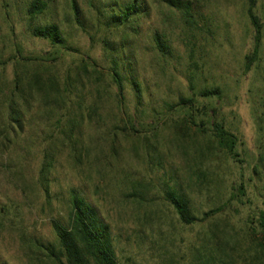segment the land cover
<instances>
[{
  "label": "rangeland",
  "instance_id": "rangeland-1",
  "mask_svg": "<svg viewBox=\"0 0 264 264\" xmlns=\"http://www.w3.org/2000/svg\"><path fill=\"white\" fill-rule=\"evenodd\" d=\"M33 1L0 0V264H54L48 248L59 247L55 224H67L73 192L110 225L120 264H208L210 254L251 263L260 245L252 223L264 210V0H254L257 55L249 0H191V23L148 0L151 15L132 38L140 100L126 85L122 101L102 42L121 39L104 26L121 0H45L32 20ZM47 22L69 51L33 36ZM158 32L170 54L157 49ZM17 72L24 83L41 76L28 104L11 98ZM214 124L236 136V156ZM168 188L187 196L198 222H180Z\"/></svg>",
  "mask_w": 264,
  "mask_h": 264
},
{
  "label": "trees",
  "instance_id": "trees-1",
  "mask_svg": "<svg viewBox=\"0 0 264 264\" xmlns=\"http://www.w3.org/2000/svg\"><path fill=\"white\" fill-rule=\"evenodd\" d=\"M161 4L168 5L171 9H175L186 18L188 23L194 22V3L191 0H159ZM251 5L248 10L250 20L255 28L256 32V47L255 55L259 52L260 40L262 37L263 26L259 18L254 12L255 1L249 0ZM114 6L111 8L112 14L109 16L107 22H104L105 28L109 31L110 35L117 33L121 36L117 42L113 41L109 37L103 39L105 53L111 59L112 67L108 70V73L112 79V82L118 87L120 99L126 85L132 87L136 98L140 100V88L141 85L138 81V68L137 60L134 51V40L132 38L139 37V22L145 18H149L151 15V4L148 0H121L120 3L114 2ZM73 10L77 19V23L82 27L80 21V9L77 3L73 2ZM49 8V4L45 0H34L27 10V15L32 20L42 16ZM115 9L119 12H115ZM100 14L101 11H100ZM100 17L104 15H99ZM32 34L35 38L44 39L50 42L51 45L66 49L67 43L63 33L57 23L47 22L40 24L36 27ZM108 34V35H109ZM123 37H126L125 39ZM94 41V37L92 38ZM154 41L156 47L163 54H170V48L164 40V35L159 32L155 34ZM119 43H122L119 45ZM122 49H128L129 55L125 58L122 57ZM69 51V50H67ZM30 59H23V61ZM85 61V60H84ZM5 62H0V65H5ZM97 68V67H96ZM79 75L73 80H67L64 85V91L68 92L75 84L79 83ZM24 79L17 72L16 78L13 83L12 96L15 93H22L24 98H27L28 93L31 90L41 93L42 84L41 76L37 72L24 83ZM30 95H28L29 97ZM187 100L182 99L181 105H186ZM26 103H29L28 98ZM17 104H11V119L14 123L19 124L22 128L23 113L19 108H15ZM216 128V134L219 135V140L222 146H225L226 150L231 156H236L234 153V144L236 136L226 131L222 126L214 124ZM137 132V131H135ZM227 143V145H226ZM165 199L175 209L179 220L182 224L190 226L199 221L198 217L194 214L191 202L187 196L176 188H168L165 191ZM206 216H209L207 213ZM254 224V234L260 238V245L257 250V255L252 258L249 264H264V210L260 211L257 223ZM55 231L57 234L58 246H51L48 248V258L54 264H120L116 247L114 243V237L110 225L104 220L99 210L86 198L80 194L73 192L71 200V212L68 222L65 226L55 224ZM212 257L208 258V264H224L225 262L217 260L214 254H210Z\"/></svg>",
  "mask_w": 264,
  "mask_h": 264
}]
</instances>
